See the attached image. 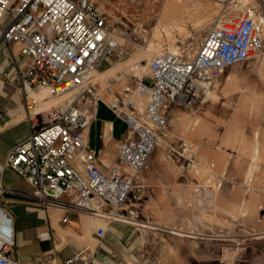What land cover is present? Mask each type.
I'll return each instance as SVG.
<instances>
[{"label": "built area", "instance_id": "built-area-1", "mask_svg": "<svg viewBox=\"0 0 264 264\" xmlns=\"http://www.w3.org/2000/svg\"><path fill=\"white\" fill-rule=\"evenodd\" d=\"M256 1L219 18L192 56L178 50L156 53L149 63L152 83L140 80L136 86L144 108L128 95L107 100L128 131L116 162L102 166L86 147L84 131L105 90L94 81V73L105 58L122 52L112 44L105 6L98 0H0V19L6 12L11 16L10 24L0 31V44L18 43L32 59L29 69L17 73L16 79L28 92L35 88L47 92L42 99H28L33 129L27 140L9 151L5 165L32 185L34 197L46 207L129 220L117 210L128 199L135 176L155 148L170 146L168 113L162 109L169 103L201 101L217 74L264 52V10L261 0ZM42 109L48 120L34 128ZM170 150L180 161L181 174L196 166L197 149L189 142L182 140ZM74 157L80 169L72 164ZM207 187L197 184L196 190L200 193ZM2 193L0 185V264H19L13 253L15 220ZM206 197L211 207L213 193ZM105 204L112 206L108 212ZM58 264H94V253L86 246Z\"/></svg>", "mask_w": 264, "mask_h": 264}, {"label": "crops", "instance_id": "crops-1", "mask_svg": "<svg viewBox=\"0 0 264 264\" xmlns=\"http://www.w3.org/2000/svg\"><path fill=\"white\" fill-rule=\"evenodd\" d=\"M10 22V13L6 12L0 19V31ZM124 57V52L108 56L94 73V81L99 88L105 90L97 102L95 115L85 129L84 136L86 147L96 154L98 163L102 166L116 162L119 147L128 131L127 124L108 105L107 100L132 95L137 100L138 107L144 108L143 97L130 94L134 85V75L129 76L128 72L124 71L127 68L112 70L125 61ZM31 61L29 56L21 52L18 43L10 46L0 44V185L3 187V200L15 220L16 244L13 253L19 264H58L86 246L94 253V264H157L159 255L165 256L167 250H170V262L168 259L167 262L164 261L163 256L161 259L164 258V263L195 264L197 257L196 240H193L195 238L186 234L174 237L177 241L165 249L154 246L153 239H149L150 233L154 231L166 236V233H172L168 227L182 229L189 227V222L180 219L178 225L171 226L169 223L171 219H176L177 214L179 216L186 214L190 217V211H197V207L210 209L212 212L219 207L217 213L221 216L223 210H237L247 203L256 205L259 196L264 194V138L262 139L264 132L256 130L253 133L248 131L245 133L241 104L238 105L241 108L230 113V116L222 110L214 111L211 107L197 113L205 102L203 98L192 105L169 103L162 109V112L168 113L167 141L170 146L178 148L182 140L193 146L194 142L199 144V148L196 147L198 172L189 174L194 167L181 174L178 166L180 161L170 150V146L155 148L145 168L135 176L128 199L117 210L122 215H129V220H122L116 216L67 211L40 204L33 195L32 185L14 169L5 165L9 151L27 140L33 129L32 121L27 116L28 99L30 96L42 99L47 95L45 90L36 88L28 92L16 79L17 73L29 69ZM99 73L117 77L105 76L101 83ZM222 73L224 72H220L218 78L214 79L212 85L210 84L212 86L210 91H215V86L221 83L219 75ZM137 80L150 85L152 83L150 71L137 77ZM108 85L109 92L106 91ZM224 86L225 77L223 91ZM231 93L239 92L225 94ZM243 100L242 97L240 101ZM184 109L193 112L191 113L193 116L184 115ZM40 112L36 122L34 121V128L40 127L48 120L44 109ZM173 121L181 136L173 135ZM159 151L164 152L167 162L161 158ZM72 164L80 169L76 157L72 159ZM167 164L170 169L175 165L178 174L175 170H172V174L167 173ZM244 175L245 181L240 182L239 179L244 178ZM191 179L195 180L192 187L189 184ZM251 180H254L252 184L246 185V181ZM229 183H235L236 186L231 190L230 199H227L229 189L226 186ZM253 183L256 184L255 187L252 186ZM197 184L207 185V190L198 193ZM248 192L253 194L247 196ZM209 193H213L211 207L207 206L206 196ZM245 196L251 198L242 205ZM262 207H259V211L263 210ZM111 208L110 204L104 205L107 212ZM145 212L153 213L152 219H144ZM262 218L264 214L259 219L260 222L255 224L260 229L264 228ZM147 221H152L156 225L161 223L163 226H151L146 224ZM99 230H103L102 235H99ZM210 239L199 238L200 241Z\"/></svg>", "mask_w": 264, "mask_h": 264}, {"label": "rangeland", "instance_id": "rangeland-1", "mask_svg": "<svg viewBox=\"0 0 264 264\" xmlns=\"http://www.w3.org/2000/svg\"><path fill=\"white\" fill-rule=\"evenodd\" d=\"M98 1L105 6L107 11L108 22L112 28V44L119 47L120 43L121 47L125 49L124 60L129 59L131 61V66L124 71L128 72L129 76L134 75L136 79L133 80L134 85H132L130 91V94L133 93L135 95L137 94V77L143 76L145 73L149 72L150 60L156 53L163 50H178L179 52H183L186 56H192L200 46L210 26L217 22L219 18L229 13H238L239 10L249 4H256L257 2L256 0H202L204 9L198 13V16H193L195 12L193 6L183 5L175 9L172 0ZM261 1H263L262 9L264 10V0ZM242 4L243 6H241ZM180 10L182 12L179 14ZM190 14L191 16H189ZM196 17H199L201 22V25L197 28L192 24ZM176 19L184 23L182 25L184 29L180 30L181 28L178 27H170L173 35L172 37H174L173 40L170 39V36L163 29L157 32L158 26L162 22L173 24L174 22L176 23ZM171 47H174V49H171ZM263 59L264 52L247 62L235 64L226 70L224 69V73L219 75L221 83L215 86V91L208 92V97L207 95L204 97L205 102L200 106L197 113L203 112L204 108L211 107L214 111L222 110L230 116V113L242 107L241 113L245 120V133H247V131L253 133L256 130L264 132V75L258 70L259 63H261ZM226 74H231V77L229 76V78L225 80V93H239H224L222 87ZM98 76L101 83L103 82L102 78L105 76L117 77L115 75L100 74ZM95 78L98 79L97 77ZM215 78H218V76ZM250 82L253 83L249 84ZM102 85H104V83ZM211 85L210 87H212ZM242 97L244 100L240 101ZM53 101L54 100L51 102ZM240 104L241 107L238 106ZM183 111L184 115L187 116L193 113L185 109ZM172 128L174 136L180 135L174 121L172 123ZM263 138L264 134L262 139ZM194 144L195 147L199 148V144L196 142H194ZM158 153L165 162L168 161L165 158L164 152L159 151ZM167 167V173L171 172L172 174V170H175L178 174L175 165H173L174 169L172 167L170 169L168 164ZM198 169L199 161L197 160L195 168L191 170L189 174L198 172ZM244 179L245 175L244 178L242 177L239 181H245ZM194 181L193 179L189 180L191 187ZM200 181L203 182L202 179H200ZM253 181L254 180L246 181V185H251ZM235 186V183L227 184L226 187L229 189L226 194L227 199H230L231 190ZM252 186L255 187L256 184L253 183ZM240 187L242 188V186ZM252 194L253 192H248L247 196H251ZM247 196L244 197L242 205L247 203L249 198H251ZM260 206H263V210L259 211ZM219 209L218 207L217 210ZM217 210L212 212L210 209H200L197 207V211H190V217L186 214H180V216L177 214L176 219H171V223L169 224L171 226L178 225L180 220H182L189 222V227H185V229L168 227L169 232L172 233H166V236L153 231V233H150L149 239H153L152 242H154V246L166 249V247H171V243L177 241V238L174 237L192 236V238H195L193 240H196L195 253L197 257L195 264H264V228L260 229L255 225L260 222L259 219H261L262 214H264V194L259 196V200L254 206L251 205V203H247L237 210H223L221 216L218 215ZM144 214V219H152L151 215L153 213L150 214L145 212ZM174 214L175 213H173V215ZM262 219L264 220V218ZM146 224L155 227L163 226L161 223L156 225V223L152 221H147ZM143 231L145 232V230ZM200 237L211 239L208 241H200ZM169 252L170 250H167L165 256L162 254L166 262L167 259L170 262ZM160 255L157 264H166L163 261L164 258L161 259L162 257Z\"/></svg>", "mask_w": 264, "mask_h": 264}, {"label": "bare ground", "instance_id": "bare-ground-1", "mask_svg": "<svg viewBox=\"0 0 264 264\" xmlns=\"http://www.w3.org/2000/svg\"><path fill=\"white\" fill-rule=\"evenodd\" d=\"M173 1V5H174V8L175 9H178L180 6L182 7L183 5H188V6H193L194 8V14L193 16H198V13H200V11L202 9H204V4L202 3V0H172ZM223 1V0H222ZM246 1V0H245ZM243 3V2H242ZM263 4V3H262ZM240 6V5H239ZM243 6V4L241 5ZM240 6V7H241ZM238 7V6H237ZM180 12H182L181 10L179 11V14ZM191 16V14L189 15ZM182 17V16H181ZM180 17V18H181ZM178 19V18H177ZM176 19V23L174 22L173 24H170L168 22L164 23L162 22L159 26H158V29H157V32H160L161 29H163L164 31H166V33L170 36V39H174V37H172V31L170 30V27H178V28H181L180 30H183L184 28L182 27V25L184 24L183 22H181L180 20L177 21ZM183 21V20H182ZM200 18L199 17H196V19L194 20V22L192 23L194 27H199L201 24H200ZM204 26V25H203ZM157 35V33H156ZM119 43V42H118ZM119 47H117V49H119L120 51L122 52H125V49H123L121 47V44L119 43ZM171 49H174V47H171ZM260 59V58H259ZM258 60V59H257ZM147 65V64H146ZM131 66V61L128 59V60H125L123 62H121L119 65H117V67L113 68L112 70H116V69H125V68H129ZM145 66V65H144ZM257 67V66H256ZM144 69V68H143ZM258 70L260 71L261 74L264 75V59L261 61V63H259V67H258ZM100 74V73H99ZM229 76L231 77V74H226L225 75V80L227 78H229ZM210 91V90H209Z\"/></svg>", "mask_w": 264, "mask_h": 264}]
</instances>
